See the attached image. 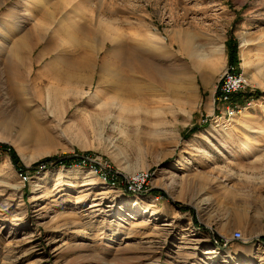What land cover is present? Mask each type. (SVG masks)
<instances>
[{"label":"rangeland","instance_id":"rangeland-1","mask_svg":"<svg viewBox=\"0 0 264 264\" xmlns=\"http://www.w3.org/2000/svg\"><path fill=\"white\" fill-rule=\"evenodd\" d=\"M230 40L253 101L228 122ZM0 144L26 167L87 154L22 174L0 151V264H264V0H0Z\"/></svg>","mask_w":264,"mask_h":264},{"label":"bare ground","instance_id":"bare-ground-1","mask_svg":"<svg viewBox=\"0 0 264 264\" xmlns=\"http://www.w3.org/2000/svg\"><path fill=\"white\" fill-rule=\"evenodd\" d=\"M46 16V15H45ZM47 16H49V15H47ZM42 24V23H41ZM41 24H39V25H41ZM39 25H37L36 26V28H35V34H36V39H38V38H41L42 36H43V32H44V26L43 27H41V26H39ZM90 31V30H89ZM96 32V31H95ZM97 33V32H96ZM96 33H93V36L92 37H95L96 38ZM98 34V33H97ZM26 35V34H25ZM100 35V34H99ZM109 35V34H108ZM88 37H90V36H88ZM25 38H32V34H30V33H27V35H26V37ZM87 38V37H86ZM115 37H113V38H108V36L107 35H103V37H102V35H101V45L102 46H104V45H106L108 42H110L113 46V54H110V56L111 55H113V57H115L116 58V60H119L120 62H122V64L123 65H125L124 66V68H126L127 70H130V71H133V69H134V65H135V56H136V54L138 53H135L136 51H134V47L129 43V42H126V41H118L117 39H114ZM33 40V39H32ZM98 45H100V44H98ZM100 45V46H101ZM84 47H85V49L84 50H82L81 51V53H80V55H79V59H78V64L76 65V63H75V67H77V70H78V73H79V75L81 74V76H82V74L83 73H85L86 71H89L91 68H92V66H93V64H92V55H89L88 54V51L89 52H91L92 54H94V50H93V47H94V45H91L90 44V42L89 43H85L84 44ZM219 47V46H218ZM137 49V48H136ZM221 49V48H220ZM138 51H139V48H138ZM142 51V50H141ZM112 52V51H111ZM138 55H139V53H138ZM109 56V55H108ZM145 56V55H144ZM140 59V58H139ZM24 61V60H23ZM18 62V61H17ZM17 62H16V64H17ZM140 62V61H139ZM115 63V62H114ZM117 63V62H116ZM137 63V62H136ZM22 64V65H21ZM21 64H17V66H18V69L21 67V71H20V73L22 72V70L24 69V63H21ZM27 64V63H26ZM121 64V63H120ZM148 63L147 62H143L142 64H138L139 66H140V68L141 69H144L145 70V68H146V65H147ZM109 65H111V64H109ZM123 65H121V66H123ZM110 66H108V64H106V66H105V71H109L110 70V68H109ZM244 67H246V65L244 64ZM113 68V67H112ZM115 69V68H114ZM117 70V69H116ZM116 70H110L109 71V73H111L112 71H116ZM18 71V70H17ZM127 72V71H126ZM17 73H19V71L17 72ZM106 73V72H105ZM122 73V72H121ZM131 73V72H130ZM114 74H116V76H117V74L118 73H114ZM114 74H112V75H114ZM120 74V73H119ZM120 75H122V74H120ZM23 76V75H22ZM81 76L79 77V79L81 78ZM25 77V76H24ZM76 78V77H75ZM117 78V77H116ZM115 78V79H116ZM119 79V78H118ZM126 79H127V81H128V83L126 84V86L124 87L125 89H126V91H127V93L126 94H124L125 96H135V94H137L138 93V89H137V86H135V84H133L134 82V78L131 76V75H127V77H126ZM125 84V83H124ZM175 89H177V88H175V86L172 88V90L173 91H170V93L171 94H173V93H177V91L175 90ZM125 92V91H124ZM183 169V168H182Z\"/></svg>","mask_w":264,"mask_h":264},{"label":"built area","instance_id":"built-area-1","mask_svg":"<svg viewBox=\"0 0 264 264\" xmlns=\"http://www.w3.org/2000/svg\"><path fill=\"white\" fill-rule=\"evenodd\" d=\"M248 83V77L243 72L230 69L223 74L217 93V99L223 104V109L220 110L221 115H217L219 118H226V121L229 122L238 112L247 109V107L252 104L253 100L251 99L245 106L240 104V102L235 101V96L237 94L244 93L247 90ZM24 177L26 178V176ZM124 181L125 191L133 193L139 192V190L144 188L142 184L147 182V178L144 173H141L132 178L124 179ZM241 238L242 234L236 232L234 239L239 240Z\"/></svg>","mask_w":264,"mask_h":264},{"label":"trees","instance_id":"trees-1","mask_svg":"<svg viewBox=\"0 0 264 264\" xmlns=\"http://www.w3.org/2000/svg\"><path fill=\"white\" fill-rule=\"evenodd\" d=\"M228 50L230 55V64L231 66L236 67V71H239V67H237V51H236V42L233 40L228 41ZM235 101H238L240 103H244V93L237 94L235 96ZM195 130V129H194ZM0 151H10V156L12 163L16 167L18 171H20L22 174H25L26 172H36L37 170L41 169L43 165L45 166H51V165H66V166H72L76 164H82L86 162V155L87 154H80V155H67L62 157H50L42 160L41 162L33 164L31 167H26L21 159L19 158L18 154L11 148L10 146L6 144H0ZM154 193H162L159 189L152 190Z\"/></svg>","mask_w":264,"mask_h":264},{"label":"crops","instance_id":"crops-1","mask_svg":"<svg viewBox=\"0 0 264 264\" xmlns=\"http://www.w3.org/2000/svg\"><path fill=\"white\" fill-rule=\"evenodd\" d=\"M183 78V76L181 75V73H180V78ZM197 98V96L195 95L194 96V99H196ZM232 127H233V125H231V123H227L226 124V126H225V128L227 129V130H231L232 129ZM231 138V137H230ZM229 138V140L228 141H226V142H224L223 144V147H226V145H230V141H231V139ZM233 143H235V141H233ZM246 144H247V146H246ZM248 144L249 145H251V149L250 148H247L248 147ZM253 148L255 149L256 147H255V145H254V143H250V141H247V142H244L243 143V147H240L239 146V149L241 150V152H245V153H243L244 155H242L243 157H246V158H250L252 155L251 154H253L252 152H253ZM247 149H248V151H247ZM233 153H231V151H228V153L230 154V155H234L235 157H236V154H237V150H234V151H232ZM250 154V155H249Z\"/></svg>","mask_w":264,"mask_h":264}]
</instances>
